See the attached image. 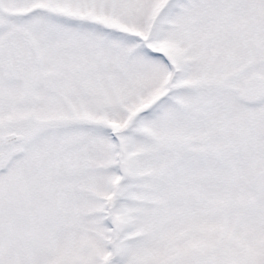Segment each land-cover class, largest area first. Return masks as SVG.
Here are the masks:
<instances>
[{
    "label": "snow or ice",
    "instance_id": "1",
    "mask_svg": "<svg viewBox=\"0 0 264 264\" xmlns=\"http://www.w3.org/2000/svg\"><path fill=\"white\" fill-rule=\"evenodd\" d=\"M0 264H264V0H0Z\"/></svg>",
    "mask_w": 264,
    "mask_h": 264
}]
</instances>
